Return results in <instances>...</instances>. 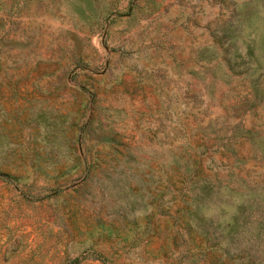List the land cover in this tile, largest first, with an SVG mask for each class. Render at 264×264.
<instances>
[{
	"label": "rangeland",
	"instance_id": "obj_1",
	"mask_svg": "<svg viewBox=\"0 0 264 264\" xmlns=\"http://www.w3.org/2000/svg\"><path fill=\"white\" fill-rule=\"evenodd\" d=\"M0 264H264V0H0Z\"/></svg>",
	"mask_w": 264,
	"mask_h": 264
}]
</instances>
